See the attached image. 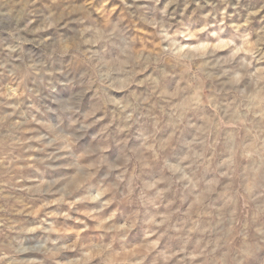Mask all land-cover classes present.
I'll use <instances>...</instances> for the list:
<instances>
[{"label": "rangeland", "instance_id": "rangeland-1", "mask_svg": "<svg viewBox=\"0 0 264 264\" xmlns=\"http://www.w3.org/2000/svg\"><path fill=\"white\" fill-rule=\"evenodd\" d=\"M0 264H264V0H0Z\"/></svg>", "mask_w": 264, "mask_h": 264}]
</instances>
